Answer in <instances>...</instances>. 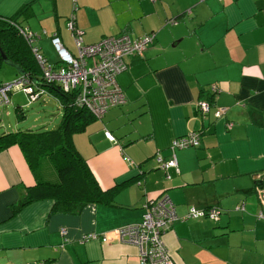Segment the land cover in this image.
<instances>
[{
  "label": "crops",
  "instance_id": "obj_1",
  "mask_svg": "<svg viewBox=\"0 0 264 264\" xmlns=\"http://www.w3.org/2000/svg\"><path fill=\"white\" fill-rule=\"evenodd\" d=\"M27 4L19 26L40 35L31 46L51 63L58 61L54 33L77 52L69 24L85 44L123 33L155 36L116 77L123 105L73 135L99 187L110 191L103 200L74 214L51 210L48 199L15 212L39 178L17 145L0 152V264H140L138 248L110 231L140 222L141 204L163 194L178 216L164 236L176 264H264L254 189L264 174V0H0V17ZM33 82L44 90L39 98L47 94L62 112L54 92ZM219 107L226 110L215 117ZM193 133L196 146L170 148L174 138ZM157 154L175 155L177 165L159 168ZM190 206H215L221 215L216 222L189 218ZM91 232H109L110 241H80Z\"/></svg>",
  "mask_w": 264,
  "mask_h": 264
},
{
  "label": "built area",
  "instance_id": "obj_2",
  "mask_svg": "<svg viewBox=\"0 0 264 264\" xmlns=\"http://www.w3.org/2000/svg\"><path fill=\"white\" fill-rule=\"evenodd\" d=\"M166 22L174 23L175 20L168 19ZM69 28L74 31L77 52L68 51L54 33L51 43L57 52L58 61L51 63L31 46V43L40 35L27 27L17 25L20 34L31 48L44 82L56 85L64 91H74L72 105L75 108H85L95 118H100L109 108L121 106L125 102V96L116 77L127 67V57L141 55L153 42L155 35L148 33L131 38L123 33L105 36L95 43L85 44L82 42L81 32L76 30L73 24H69ZM42 33L45 34V30ZM21 88L27 93L30 101L37 100L44 93L43 89L35 88L33 80H30L28 76L21 75L10 84L0 85V106L8 103V94L13 89ZM211 89L213 92L217 90L214 85ZM209 108L206 101L199 104V111L203 114H206ZM225 110L224 107L217 108L215 117L222 116ZM228 126H231V123ZM105 136L108 139H114L109 131H105ZM198 140L197 133L183 135L174 138L170 148L174 150L193 147L198 144ZM155 158L159 168L166 169L177 165L175 155L168 160L162 159L159 154ZM254 189L259 201V209L255 217L264 222V174L259 177ZM141 209L143 211L141 221L112 229L110 233L113 238L116 241L135 245L138 248L140 264H175L164 241L166 229L178 218L174 203L167 194H163L157 199L145 200L141 204ZM237 209L244 211V204L240 203ZM220 215L221 210L215 206L206 209L190 206L186 216L207 218L216 222ZM61 234H65L64 229H61ZM98 239L103 243L110 241L109 232L87 233L81 236L80 241Z\"/></svg>",
  "mask_w": 264,
  "mask_h": 264
},
{
  "label": "trees",
  "instance_id": "obj_3",
  "mask_svg": "<svg viewBox=\"0 0 264 264\" xmlns=\"http://www.w3.org/2000/svg\"><path fill=\"white\" fill-rule=\"evenodd\" d=\"M28 5L11 17H0V66L5 63V56L6 61L19 67L30 80L44 82L29 44L17 29V25H20L17 18L26 17ZM44 84L54 92L61 104L59 125L52 129L3 132L0 134V152L17 145L36 176L35 168L41 158L46 156L57 173V179H38L30 194L12 209L17 212L29 202L48 199L53 202L51 210L74 214L87 203L101 201L105 195L110 194V191H103L99 187L73 142V135L83 132L96 118L85 108L72 105L74 91H64L56 85ZM15 110L22 115L19 106Z\"/></svg>",
  "mask_w": 264,
  "mask_h": 264
},
{
  "label": "rangeland",
  "instance_id": "obj_4",
  "mask_svg": "<svg viewBox=\"0 0 264 264\" xmlns=\"http://www.w3.org/2000/svg\"><path fill=\"white\" fill-rule=\"evenodd\" d=\"M33 45H36L34 42ZM52 62V58H47ZM19 78L14 67L5 64L0 66V85L10 84ZM47 94L35 101H30L27 93L21 89H13L8 94V103L0 106V130H39L52 129L59 125L61 111L58 103L47 98ZM19 106L22 115L15 110ZM39 179L55 180L57 173L48 157H42L35 168Z\"/></svg>",
  "mask_w": 264,
  "mask_h": 264
},
{
  "label": "water",
  "instance_id": "obj_5",
  "mask_svg": "<svg viewBox=\"0 0 264 264\" xmlns=\"http://www.w3.org/2000/svg\"><path fill=\"white\" fill-rule=\"evenodd\" d=\"M3 60L5 61L6 64L15 67L17 69V72L19 73V76L24 75V73L21 71V69L19 67H17L14 64L9 63L8 61H6V57L5 56H3Z\"/></svg>",
  "mask_w": 264,
  "mask_h": 264
}]
</instances>
